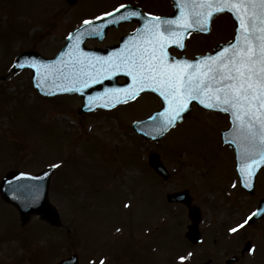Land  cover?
Listing matches in <instances>:
<instances>
[{"label": "rangeland", "instance_id": "1", "mask_svg": "<svg viewBox=\"0 0 264 264\" xmlns=\"http://www.w3.org/2000/svg\"><path fill=\"white\" fill-rule=\"evenodd\" d=\"M126 2L157 15L172 12L170 0H0V178L10 169L38 172L60 163L50 197L62 217L60 226L36 218L23 226L0 197V264H54L74 253L80 264H170L159 261L174 252L171 246L183 245L189 218L182 207L168 204L167 193L189 188L204 208L207 229L247 218L264 196V168L254 195L240 188L235 153L221 139L230 125L223 112L194 107L161 140H144L132 124L161 105L158 97L144 93L108 110L79 114L77 96L43 97L32 87L30 70L10 72L22 51L52 56L84 19ZM234 27L228 14L218 15L208 35H190L186 54L211 51L233 38ZM135 28L126 23L103 42L88 43L112 44ZM153 153L170 170L167 180L148 163ZM259 222L245 230L247 237L255 233L254 264H264V219ZM158 236L169 248L154 252Z\"/></svg>", "mask_w": 264, "mask_h": 264}, {"label": "snow or ice", "instance_id": "2", "mask_svg": "<svg viewBox=\"0 0 264 264\" xmlns=\"http://www.w3.org/2000/svg\"><path fill=\"white\" fill-rule=\"evenodd\" d=\"M177 7L178 16L163 17L142 15L135 7L121 4L112 11L84 19L68 34V51L55 65L24 57L14 67H31L38 79L51 83L57 92H84L106 78L124 74L131 83L105 88L96 93V99L105 100L103 107H114L135 100L145 91L158 93L165 106L149 117V135H162L176 126L193 101L207 109L229 113L230 143L237 150L239 178L245 187L252 188L259 166L264 165V0H179ZM224 11L230 12L237 22L232 41L198 59L178 58L169 53V45L185 48L184 40L192 31L210 33L214 15ZM136 17L142 18V25L112 54L98 56L81 47L86 37L102 36L108 25ZM87 100L89 104L95 102L92 96ZM39 179L25 172L13 177L12 190L21 193L17 199L36 202L42 186L21 181ZM262 214L264 209H257L229 231L237 232L253 216ZM186 259L179 257L180 261Z\"/></svg>", "mask_w": 264, "mask_h": 264}, {"label": "water", "instance_id": "3", "mask_svg": "<svg viewBox=\"0 0 264 264\" xmlns=\"http://www.w3.org/2000/svg\"><path fill=\"white\" fill-rule=\"evenodd\" d=\"M76 1L77 0H68V2L71 4L75 3ZM178 3H179V0H172L173 13L169 16H163V17L178 16L179 15V9L177 7ZM127 5H130V4H127ZM131 6H133V5H131ZM133 7H135L137 10L141 11L142 15H146V13L143 12L141 8H139L137 6H133ZM123 11H125V9H121V12H123ZM224 12H228V11H224ZM216 15L217 14H215L214 17ZM231 16L234 19V21L236 22L234 16L232 14H231ZM132 20H135L138 22V27H140L142 25L143 21H142L141 17L132 18L131 20H128V21H132ZM124 22H127V21H121L119 23H113V24L108 25L105 28L104 34L102 36L86 37L83 40L81 47L85 51L90 52V53H95L98 56H108V55L112 54L117 49H119L123 46V42L127 39V37L131 33L123 35L118 44H114V45L108 46L106 48H89L85 45V41L88 39H91V38L103 40L105 38V36L107 35L108 30L111 27H117L121 23H124ZM97 23H99V21H97ZM236 27H237V22H236ZM77 28H75V29H77ZM74 30L72 32H74ZM235 31H236V29H235ZM197 32H201V31H197ZM202 33H206V32H202ZM185 40H184V43H185ZM70 42L71 41L69 40V38H67L63 48L53 57H46V56L42 55L41 53H39L35 50H26L17 56L15 63L19 60H22L24 57H29V58H36V59L44 61L46 63H50L52 65H55L57 63V61L61 58V55L68 51L67 46ZM224 44L225 43L217 44L215 46L213 52H209L205 55L212 54V53L218 51L219 49L222 48V46ZM172 46H177L182 51L184 50V48L182 49L178 45H169V47H168L169 53L172 56L179 58V56H175L170 51V48ZM200 56L201 55H197L195 58L198 59ZM180 57H186V56L182 55ZM65 59H66V57H65ZM191 59H193V58H191ZM21 69H31L32 70V76H31L32 84H33L34 88L37 89L39 91V93L43 96H54V95L64 94V93L76 94V95L80 96L82 98L83 102L79 108V113L91 112V111H94V110L100 109V108L101 109L112 108V107H103L102 105L105 103V100L104 99L97 100L96 99V93L103 92L105 88L126 86L128 83H131V79L126 77L124 74H117L115 76V78H106L103 80L102 83H97L95 85H92L89 88L85 89L84 92H79V91L57 92L55 87H53L51 83L45 84L43 79H38L36 71L34 69H32L31 67L26 66L24 68H19V67L13 66L12 71L16 72V71H19ZM120 78H122L123 80L120 81ZM57 83H59V81H57ZM41 85H43V86H41ZM61 86L62 87H71V85H67V84H61ZM145 92H150V93H153V94L159 96L158 93H155L154 91H151V90L145 91ZM88 96L93 97V99L95 101L93 104L88 103V100H87ZM160 98L162 100V97H160ZM121 103H123V102H121ZM121 103H119V104H121ZM193 104H197V106L204 108V109H207L204 106L200 105L198 102L193 101L191 103V105L189 106L188 111L183 114V119L179 122H182L185 118L190 116L192 109H193ZM116 105H118V104H116ZM164 106L165 105H164L163 100H162V106L160 108L155 110L147 118L134 122L132 125V128L145 139L156 140V141L162 139L169 132V130L172 129L173 127L169 128L168 131H166L162 135H156L155 133H153L152 135H149V132H152V125H151V122H149V117L154 116L159 111H162ZM208 110H210V109H208ZM216 111H221V110H216ZM221 112H223V111H221ZM229 118H230V114H229ZM230 121H231V118H230ZM230 128H231V126L227 129L221 131V138H222L223 143L228 144L230 147H232L234 149V152L236 154V168H237V172H238L237 150H236L235 146L232 143H230V141L232 140V136L229 132ZM149 163L160 175L164 176L165 178H167L169 176L168 170L165 168V166L163 165V163L161 162V160L158 158V156L156 154L150 156ZM263 166L264 165L259 166L257 173H256V177L253 180V187L252 188L245 187L244 184L241 182V186L251 194H254V192H255L256 178H257V175H258L260 169ZM21 172H23V171L12 170V171H9L2 178L1 183H0V193H1L2 198L5 201H7L8 203L13 204L19 210L23 224H26L27 222H29V220L32 218V216L39 215L42 219H45L46 221H48L52 225H60L61 224L60 213H59L57 207L51 202L50 197H49V187H50L51 177L54 173V168L47 167V168L43 169L42 171H40L39 173L31 174L32 177H40L41 179H39V180L21 181V183H39L42 186L41 187V195H40L39 199L34 203H28L23 199H17V197L20 196L21 193L19 191L13 192V190H12L13 185L15 184L13 177L18 176ZM238 175H239V172H238ZM8 181H12V184H9ZM167 199L171 202L181 201V202L186 203L189 206V208H190L189 213H190V217L193 220V225L189 226V231L187 232V236L192 241L197 240L196 234H198V232H199L197 225H198V221H199V217H200V212H199V209L197 207L191 206V197L189 196V191L183 190V191H179V192L169 193L167 195ZM257 209H264V198L261 199L260 204H259ZM263 216H264V214L253 216L250 219V221L254 222V221L262 218ZM57 264H78L77 263V256L70 258V259H67V260H62L61 262H59Z\"/></svg>", "mask_w": 264, "mask_h": 264}, {"label": "flooded vegetation", "instance_id": "4", "mask_svg": "<svg viewBox=\"0 0 264 264\" xmlns=\"http://www.w3.org/2000/svg\"><path fill=\"white\" fill-rule=\"evenodd\" d=\"M192 197V202L194 204L199 205V207L201 208V219L199 223L200 241H190L186 237L185 231L182 234L184 241V243L182 242L183 245L181 247L171 246L169 250L173 249L174 252L172 253L169 250V252L166 251V257H164L159 262H166L170 264H254V259L256 258L255 254L257 251V249H255V233H252L247 237L245 234V230L246 226H248V228H255L259 224H245L242 228H239L235 233L229 231L230 228L236 227L238 224H241L243 220L246 219L244 217L241 221L237 222L232 226H228V224L230 223L229 221L225 223H213L214 225H211L209 228L212 230H209L204 226L205 212L203 206L199 204L198 200L195 198L194 195H192ZM168 204L173 205L175 207H182L187 213V217L189 218V209L187 205L180 202ZM42 222L44 223L45 221L42 220ZM190 223L191 219L189 218V222L186 223V229ZM158 238H161V236H158L157 238L155 237L156 240L153 241L154 243H156V245L153 246L154 252H156L159 247L164 250L166 248H169L162 246L163 242L159 241ZM182 249H184V251H182ZM250 249H254V251H251ZM113 251L114 250L111 249L109 255L114 254ZM189 253H191L190 256ZM181 256L187 257V259L184 261H180L179 257ZM147 262V264H150V261ZM108 264L112 263L108 262Z\"/></svg>", "mask_w": 264, "mask_h": 264}]
</instances>
